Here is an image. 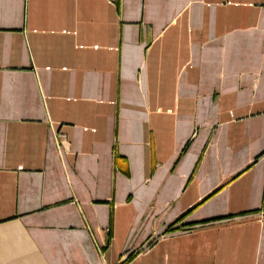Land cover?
<instances>
[{
    "label": "crops",
    "instance_id": "1",
    "mask_svg": "<svg viewBox=\"0 0 264 264\" xmlns=\"http://www.w3.org/2000/svg\"><path fill=\"white\" fill-rule=\"evenodd\" d=\"M0 264H264V0H0Z\"/></svg>",
    "mask_w": 264,
    "mask_h": 264
},
{
    "label": "trees",
    "instance_id": "2",
    "mask_svg": "<svg viewBox=\"0 0 264 264\" xmlns=\"http://www.w3.org/2000/svg\"><path fill=\"white\" fill-rule=\"evenodd\" d=\"M205 222H208V220H206V221H201V222H198V223H201V224H202V223H205ZM193 225H194V224H186L185 227H189V226H193Z\"/></svg>",
    "mask_w": 264,
    "mask_h": 264
}]
</instances>
